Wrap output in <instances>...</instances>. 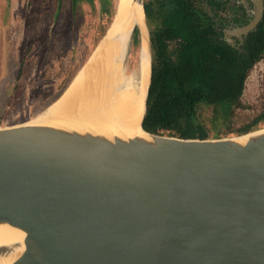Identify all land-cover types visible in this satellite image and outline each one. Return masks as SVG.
Wrapping results in <instances>:
<instances>
[{
  "label": "water",
  "instance_id": "obj_1",
  "mask_svg": "<svg viewBox=\"0 0 264 264\" xmlns=\"http://www.w3.org/2000/svg\"><path fill=\"white\" fill-rule=\"evenodd\" d=\"M252 2L238 36L263 17L264 0ZM148 34L141 133L0 126V227L24 233L0 244V260L264 264V128L213 138L147 129Z\"/></svg>",
  "mask_w": 264,
  "mask_h": 264
},
{
  "label": "rangeland",
  "instance_id": "obj_2",
  "mask_svg": "<svg viewBox=\"0 0 264 264\" xmlns=\"http://www.w3.org/2000/svg\"><path fill=\"white\" fill-rule=\"evenodd\" d=\"M144 2L148 6L146 23L151 38V32L162 27L173 5L171 0ZM234 3L229 0L215 13L216 25L224 23V19L229 21ZM194 4L196 9L197 5L205 7L202 0ZM121 6L122 0H0V126L31 121L55 102L106 40L94 50L111 21L118 17ZM212 9L207 6L209 15H214ZM139 35L135 27L127 65L134 66L137 60ZM242 103L244 119L239 122L264 110V52L249 72ZM213 115L212 107L203 109L206 122ZM222 125V132L230 127L228 122ZM258 127L264 128V122ZM211 135L216 137L214 131Z\"/></svg>",
  "mask_w": 264,
  "mask_h": 264
},
{
  "label": "trees",
  "instance_id": "obj_3",
  "mask_svg": "<svg viewBox=\"0 0 264 264\" xmlns=\"http://www.w3.org/2000/svg\"><path fill=\"white\" fill-rule=\"evenodd\" d=\"M171 4L162 27L151 32L154 56L144 126L155 132L198 138H210L211 131L219 137L258 129L264 122V110L239 121L244 119L246 79L264 52V16L237 50L211 27L197 23L190 2L171 0ZM210 107L214 115L206 122L203 109ZM225 122L230 127L222 132Z\"/></svg>",
  "mask_w": 264,
  "mask_h": 264
},
{
  "label": "bare ground",
  "instance_id": "obj_4",
  "mask_svg": "<svg viewBox=\"0 0 264 264\" xmlns=\"http://www.w3.org/2000/svg\"><path fill=\"white\" fill-rule=\"evenodd\" d=\"M145 16L143 1L122 0L118 17L94 49L106 39L99 50L65 92L31 121L110 133H141L151 73ZM135 27L140 29L139 53L130 66L128 52ZM23 237L20 231L0 227V244ZM14 259L0 260V264H10Z\"/></svg>",
  "mask_w": 264,
  "mask_h": 264
},
{
  "label": "flooded vegetation",
  "instance_id": "obj_5",
  "mask_svg": "<svg viewBox=\"0 0 264 264\" xmlns=\"http://www.w3.org/2000/svg\"><path fill=\"white\" fill-rule=\"evenodd\" d=\"M187 2H190L191 8L193 12L196 14L197 17V23L204 27H211L215 33L218 34L220 38L225 40L229 45L236 48L237 50L241 49L242 46H244L247 36L251 31L256 29L257 26L249 31L247 34H242L241 36H238L234 34V30L236 28L242 27L246 24H248L254 17L255 13V5L252 2V0H234V11L231 14V17H229V21L225 22L226 19H224V23L220 24L219 26L215 24L214 17L215 13H217L219 10H221L228 2L229 0H202V3L205 7H199V9L195 7L194 1L195 0H186ZM233 1V0H231ZM207 4V5H206ZM208 7H212L214 11V15L208 14ZM173 8V7H172ZM206 8V9H205ZM239 13L242 14V16H237ZM264 16V14H263ZM158 30V28H156ZM155 31V30H154Z\"/></svg>",
  "mask_w": 264,
  "mask_h": 264
}]
</instances>
